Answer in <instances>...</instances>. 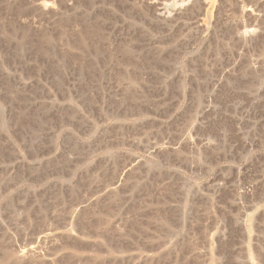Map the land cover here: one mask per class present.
Segmentation results:
<instances>
[{
    "label": "rangeland",
    "instance_id": "374dc122",
    "mask_svg": "<svg viewBox=\"0 0 264 264\" xmlns=\"http://www.w3.org/2000/svg\"><path fill=\"white\" fill-rule=\"evenodd\" d=\"M0 264H264V0H0Z\"/></svg>",
    "mask_w": 264,
    "mask_h": 264
}]
</instances>
